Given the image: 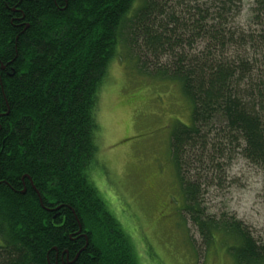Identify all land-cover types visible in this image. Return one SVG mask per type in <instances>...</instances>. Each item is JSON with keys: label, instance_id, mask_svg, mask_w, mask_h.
<instances>
[{"label": "trees", "instance_id": "1", "mask_svg": "<svg viewBox=\"0 0 264 264\" xmlns=\"http://www.w3.org/2000/svg\"><path fill=\"white\" fill-rule=\"evenodd\" d=\"M238 1L212 0V12L206 0H145L131 36L190 103L189 122H176L169 140L181 210L205 241L214 229L236 238V264H257L264 244L203 205L230 145L264 171V0L251 8L257 33L234 39L219 24ZM132 4L0 0V264H140L91 180L98 94ZM199 38L207 44L192 53ZM229 45L242 54L227 58ZM162 55L169 60L157 62Z\"/></svg>", "mask_w": 264, "mask_h": 264}, {"label": "rangeland", "instance_id": "2", "mask_svg": "<svg viewBox=\"0 0 264 264\" xmlns=\"http://www.w3.org/2000/svg\"><path fill=\"white\" fill-rule=\"evenodd\" d=\"M144 1L133 0L122 20L100 86L98 152L91 180L128 236L140 264H236L232 255L236 238L214 229L213 238L205 241L188 213L181 210L184 199L170 161L169 140L176 122H189L191 108L179 82L156 73V58L139 46L141 38L138 45L132 43L133 14ZM206 1L214 12L212 0ZM253 1L239 0L227 13V23L219 24L226 33L232 31L234 39L260 28L252 22ZM205 44L199 38L191 52L201 51ZM242 51L229 45L223 54L232 59ZM168 56L162 55L157 62H167ZM222 143L221 148L227 146ZM219 161L220 170L204 185L205 214L215 222L222 218L242 221L254 239L264 244V171L241 156L234 145L226 148Z\"/></svg>", "mask_w": 264, "mask_h": 264}, {"label": "flooded vegetation", "instance_id": "3", "mask_svg": "<svg viewBox=\"0 0 264 264\" xmlns=\"http://www.w3.org/2000/svg\"><path fill=\"white\" fill-rule=\"evenodd\" d=\"M77 233L79 234L78 237H79V236H82V234H83V233H81V230H80V226H79V224H78V231H77ZM80 233H81V234H80ZM82 237L85 238L84 236H82ZM84 240H85V239H84ZM61 259H62V258H61ZM65 259H66V260L68 259V254H67V253H66Z\"/></svg>", "mask_w": 264, "mask_h": 264}, {"label": "water", "instance_id": "4", "mask_svg": "<svg viewBox=\"0 0 264 264\" xmlns=\"http://www.w3.org/2000/svg\"><path fill=\"white\" fill-rule=\"evenodd\" d=\"M1 68L3 69V68H4V66H2V65H1ZM23 191H24V190H23ZM23 191H22V192H23ZM56 208H57V207H55V208H53V209H56Z\"/></svg>", "mask_w": 264, "mask_h": 264}]
</instances>
